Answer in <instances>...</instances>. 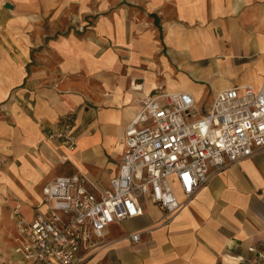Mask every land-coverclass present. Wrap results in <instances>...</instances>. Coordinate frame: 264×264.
I'll list each match as a JSON object with an SVG mask.
<instances>
[{
	"label": "crops",
	"instance_id": "obj_1",
	"mask_svg": "<svg viewBox=\"0 0 264 264\" xmlns=\"http://www.w3.org/2000/svg\"><path fill=\"white\" fill-rule=\"evenodd\" d=\"M263 78L264 0H1L0 264L21 263L14 212L46 213L47 181L82 172L109 188L140 98L187 91L203 108ZM68 112L73 150L47 137ZM176 194L171 215L141 197L86 264H264V147Z\"/></svg>",
	"mask_w": 264,
	"mask_h": 264
},
{
	"label": "built area",
	"instance_id": "obj_2",
	"mask_svg": "<svg viewBox=\"0 0 264 264\" xmlns=\"http://www.w3.org/2000/svg\"><path fill=\"white\" fill-rule=\"evenodd\" d=\"M122 143L119 169L109 188L98 193L82 172L61 174L41 189L46 213L25 219L15 209L22 241L20 264H86L105 227L142 214L141 197L171 215L184 207L178 188L191 199L216 172L264 147V78L258 87L234 85L218 90L201 107L187 91L158 88L140 98ZM49 139L73 150L75 119L64 114ZM63 160H67L62 155ZM139 240V232L129 234Z\"/></svg>",
	"mask_w": 264,
	"mask_h": 264
},
{
	"label": "rangeland",
	"instance_id": "obj_3",
	"mask_svg": "<svg viewBox=\"0 0 264 264\" xmlns=\"http://www.w3.org/2000/svg\"><path fill=\"white\" fill-rule=\"evenodd\" d=\"M59 26H62V25H59ZM80 29H81V27H80ZM69 30H70V29H69ZM208 87H209V86H208ZM208 87H207V88H208ZM206 91H209V89L206 90ZM202 97H203V96H201V98H202ZM204 101H205V102H208V98H206L205 100H203V103H204ZM70 113L74 114V112H70ZM7 235H8V234H5V235H4L6 239H7V237H8Z\"/></svg>",
	"mask_w": 264,
	"mask_h": 264
},
{
	"label": "water",
	"instance_id": "obj_4",
	"mask_svg": "<svg viewBox=\"0 0 264 264\" xmlns=\"http://www.w3.org/2000/svg\"><path fill=\"white\" fill-rule=\"evenodd\" d=\"M6 7H11V4L10 3H6Z\"/></svg>",
	"mask_w": 264,
	"mask_h": 264
},
{
	"label": "bare ground",
	"instance_id": "obj_5",
	"mask_svg": "<svg viewBox=\"0 0 264 264\" xmlns=\"http://www.w3.org/2000/svg\"><path fill=\"white\" fill-rule=\"evenodd\" d=\"M0 2H1V0H0Z\"/></svg>",
	"mask_w": 264,
	"mask_h": 264
}]
</instances>
